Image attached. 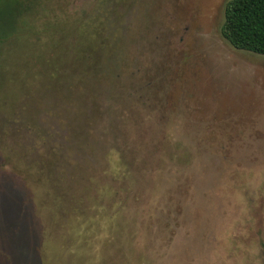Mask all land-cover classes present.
<instances>
[{"label": "rangeland", "instance_id": "374dc122", "mask_svg": "<svg viewBox=\"0 0 264 264\" xmlns=\"http://www.w3.org/2000/svg\"><path fill=\"white\" fill-rule=\"evenodd\" d=\"M226 1H16L0 264H264V55Z\"/></svg>", "mask_w": 264, "mask_h": 264}, {"label": "trees", "instance_id": "16d2710c", "mask_svg": "<svg viewBox=\"0 0 264 264\" xmlns=\"http://www.w3.org/2000/svg\"><path fill=\"white\" fill-rule=\"evenodd\" d=\"M16 1L0 0V35L12 26ZM219 32L234 49L264 55V0H227Z\"/></svg>", "mask_w": 264, "mask_h": 264}]
</instances>
